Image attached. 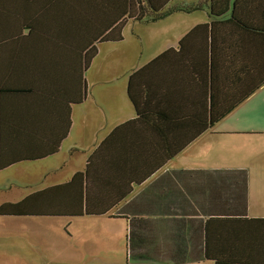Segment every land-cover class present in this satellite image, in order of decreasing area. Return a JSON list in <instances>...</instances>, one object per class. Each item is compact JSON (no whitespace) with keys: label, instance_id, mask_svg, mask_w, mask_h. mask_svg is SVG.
<instances>
[{"label":"crops","instance_id":"obj_1","mask_svg":"<svg viewBox=\"0 0 264 264\" xmlns=\"http://www.w3.org/2000/svg\"><path fill=\"white\" fill-rule=\"evenodd\" d=\"M234 1L222 17L212 16L216 0H174L163 11L201 8L126 20L120 42L96 44L77 85L68 63L81 58L61 47L72 30L38 44V0H0V174L39 165L35 182L0 207L37 204L32 195L50 190L38 206L59 214L0 216V264H264V196L251 202L252 190L264 191V84L208 119L248 91L252 77L253 85L264 78V33L254 27L242 38L248 54L231 62L240 82L211 107L217 69L228 67L217 51L230 43L213 40L212 25L229 18ZM248 6L264 25V0ZM73 10L56 5L53 22ZM27 11L37 14L31 33L20 31ZM115 13L83 26L92 35ZM194 29L183 53L160 59ZM77 174L81 184L62 188Z\"/></svg>","mask_w":264,"mask_h":264},{"label":"trees","instance_id":"obj_2","mask_svg":"<svg viewBox=\"0 0 264 264\" xmlns=\"http://www.w3.org/2000/svg\"><path fill=\"white\" fill-rule=\"evenodd\" d=\"M172 1L174 0H38V31H36L38 35V44L41 43V45H44L49 39H52L53 36L56 37L59 34L62 35V32L72 30L69 44H63L61 45V47L68 48L69 53L74 54L79 59L81 58L78 64H73L72 62L68 63L70 65V71L71 73H73H68L69 79H72L75 76L76 78L74 79V81L78 85L80 84V82H83L81 73L88 68L90 62L96 56V44L120 42L122 40V28L126 20H133L143 23L154 22L157 20H161L174 12L184 11L189 13L201 8L200 4H188L184 7L172 6L163 11L164 8ZM228 1L229 0H216V3L214 5H211L212 16H224V14H226L228 10ZM253 3L254 1H252V5ZM67 4H73L74 6V10L70 14V17H64L62 19H59L58 22H53L54 15H52V11L54 7H56V5L66 6ZM115 8L117 10V15L116 13L111 15V17L115 19L106 23V28L104 29L102 27H91L92 35H89L90 28L83 25H85V23H89V20H91L92 16H97L100 20H92V25L102 24L103 20L109 17L110 12ZM34 16L35 18H33ZM36 16V13L28 11L25 14L20 15V31L28 28V32L31 33L32 30H34L33 21L36 19ZM121 18H123V22H119ZM257 19L258 16L256 15L253 6H251V9L248 6V0H235L231 6V14L229 18L227 20L219 22L218 26L216 27L215 24L212 25L211 31L213 34V40L215 39L214 35H218V38H221L223 43H226L227 41H229L230 43L227 46L221 43L223 47H221V49H218L217 51L219 53V56H221L222 54L226 56L227 61L229 62H225V64L228 63V67H218L217 73H221V75L223 76L217 78L214 82H212V85L210 86V97L212 102L211 107H213L214 103L216 104L218 102L226 100V95L229 91L228 89L230 88V85L233 84V82H235V84H237V82H240V80L237 81L236 79H232V75L238 72V69L232 63H237V59L241 57V54H243L244 56L248 54L242 41V38L245 35V31L253 30L254 27H257L261 30V32L264 33V30L262 29L264 25L261 24V27L257 26ZM31 22L32 24L28 25ZM66 35L67 34H65V36ZM194 35L195 29L191 31L182 41H180V50L178 52L168 50L160 56V59L170 55L171 53H183L185 48L187 47V43L191 38L194 37ZM30 36H33V33ZM77 39H83L84 42H79L76 45ZM71 40L73 42L70 44ZM74 45L76 46L72 47ZM212 51L214 53L213 47ZM58 56H61V54ZM154 64L155 62H153L151 65L153 66ZM254 81L255 79L252 77L249 90L246 92L237 93L235 100L227 99V101L231 102L229 103L228 108H221V104H218L220 109L211 108L209 110L208 118L210 124H213L217 120L223 118L230 111H232L234 107L239 105L243 100L252 95L260 86L264 84V78L262 77L256 85H253ZM227 86H229V88H226ZM83 97L84 94L81 96V99H83ZM79 100L74 104H79ZM137 113V118L141 120V112ZM81 176V174L75 175L69 182V184L62 186V188L76 185L78 183L81 184ZM59 188L61 187L55 189ZM49 191L50 190L44 191L40 194L37 193L32 195L31 198H35L37 204H33L28 198L16 205L1 206L0 216L59 215L54 211H47L42 209L40 210L41 207L38 206V198L42 197L45 193H49ZM80 214V212L75 213L76 216Z\"/></svg>","mask_w":264,"mask_h":264},{"label":"rangeland","instance_id":"obj_3","mask_svg":"<svg viewBox=\"0 0 264 264\" xmlns=\"http://www.w3.org/2000/svg\"><path fill=\"white\" fill-rule=\"evenodd\" d=\"M130 27V26H129ZM126 28L125 30V34L129 38V42L130 43H135L138 40L135 37H132V30L131 28ZM145 27V26H142ZM147 32V29H145V31L143 30L142 32H139L138 34L140 35V39L142 38L143 42L146 43V39H145V34ZM42 165V164H41ZM38 164L35 166H25L22 168H17V169H21L19 171H10L4 174H0V192L6 191L8 192L10 188H12V190H14V192L12 194H7L6 196H3L0 199H10V198H14L16 194H18V192H21L25 189V184L27 182H29V184H33V182H35L34 180L36 179L34 177L35 174H38ZM34 167V168H32ZM32 169V170H31ZM21 171H24L21 173ZM30 171H34L30 174ZM13 187H19L18 189H14ZM262 196H264V191H257V190H252V199L251 202L253 203L254 201H261ZM12 247L14 246V243L11 244ZM22 256L24 257H28L29 259L31 257H33V254L28 250L27 254H23Z\"/></svg>","mask_w":264,"mask_h":264}]
</instances>
